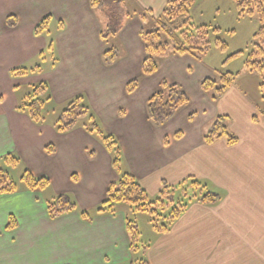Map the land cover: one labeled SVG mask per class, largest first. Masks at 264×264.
<instances>
[{
    "label": "crops",
    "instance_id": "0c3cea01",
    "mask_svg": "<svg viewBox=\"0 0 264 264\" xmlns=\"http://www.w3.org/2000/svg\"><path fill=\"white\" fill-rule=\"evenodd\" d=\"M169 1L138 0L154 12V6L163 11ZM47 16L56 29L37 36L35 27ZM10 17L13 27L8 24ZM141 27L137 16L124 22L120 41L125 55L107 67L102 61L107 48L104 27L90 0H0V158L14 153L29 164L37 161L43 170H50L33 171L30 166V171L37 177L49 174L51 186L57 181L64 184L67 189L59 195L71 194L81 210L98 209L109 186L119 180L111 155L103 150L102 164L97 152L96 157H88L86 150L95 143L90 133L78 127L60 134L53 121L34 124L18 110L20 101L15 97L19 85L38 78L49 85L57 106L83 95L101 123L112 124L107 130L118 138L124 166L150 196H156L163 183L176 186L191 177L221 194L215 206L192 203L168 233L155 234L142 264H264V86L260 77L242 74L217 102L207 99L201 89L203 79L195 75V68H207V62L191 56H170L156 74L142 77L146 53ZM51 40L54 51L49 53ZM74 48L82 54L72 57ZM48 58L52 63L47 70L39 65L41 71L26 77L11 75L15 68ZM159 74L160 82L154 78ZM135 78L141 79L140 87L128 94L126 86ZM164 81L180 83L200 101L212 102L218 116L229 118L238 143L229 145L220 139L206 144L204 128L192 130V122L185 123L189 129L182 139L173 135L169 140L173 131L165 133L167 127L185 110L161 127L153 126L147 116V101ZM148 85L152 89L143 90ZM50 143L56 148L54 155L45 150ZM44 202L42 192L26 187L0 194V264L131 263L126 223L115 224L114 214H98L88 222L76 211L52 220ZM10 216L18 221L16 229L6 228Z\"/></svg>",
    "mask_w": 264,
    "mask_h": 264
},
{
    "label": "trees",
    "instance_id": "16d2710c",
    "mask_svg": "<svg viewBox=\"0 0 264 264\" xmlns=\"http://www.w3.org/2000/svg\"><path fill=\"white\" fill-rule=\"evenodd\" d=\"M108 0H90L91 7L97 12L105 6ZM122 2V0H116ZM198 0H171L167 3L161 16L155 21L156 29H141V38L145 46V58L142 63V77H150L156 74L160 68L161 62L174 55H188L196 60H202L215 46L227 55L223 66L241 57L244 52H236L228 55L229 45L221 37L212 39L213 34L221 31L218 27L209 25H198L194 22L193 7ZM236 7L240 17H257L260 22L258 31L255 34V44L252 51L245 55L244 69L238 73L226 72L220 73L217 80L205 79L202 84V90L208 94L214 102H217L224 96L228 88L233 86L238 77L244 73L259 76L264 83V0H235ZM127 18L132 17V13L122 12ZM136 16L137 13H135ZM146 14L141 13L139 17L142 20ZM8 24L15 26L14 18L10 17ZM51 16L45 17L35 28V34L40 36L49 31ZM61 28L64 27L60 22ZM158 26V27H157ZM111 27V26H110ZM122 29V28H121ZM118 34L106 26L102 30V38L107 48L102 56V61L107 67H111L118 62L121 57L119 47L112 45L107 40V32ZM53 41L48 46V52L54 51ZM44 59V54L41 55ZM41 71L38 65L35 68H15L11 75L16 78L26 77L34 72ZM141 79L135 78L126 86L128 94H134L140 87ZM53 102L49 85L45 82L34 85L32 92L19 102L18 110L26 115L35 124H44L47 122V107ZM190 103L188 94L177 84H171L164 81L162 88L153 94L147 101V116L149 121L155 127H161L170 122L176 114ZM123 114V113H122ZM194 116H191V118ZM77 127H82L91 135L98 137L112 155V166L120 175L117 182L112 183L106 194L105 201L101 206L92 211L81 212V217L91 222L94 216L98 214H115L117 207L126 205L130 214L146 212L151 216L152 229L156 234L168 233L178 219L187 211L192 203H201L207 206H215L221 200V194L213 190L207 183H204L194 177H191L176 186H170L163 183L160 192L152 197L142 186L138 179L129 172L122 171L123 155L121 146L114 135L106 134L92 108L87 103L83 95L72 99L59 113L54 128L60 134H66ZM182 133L176 134V138H181ZM206 144H213L217 140L226 139L229 145H235L238 138L229 130L228 118L218 116L212 128L203 134ZM166 144L169 140L166 139ZM56 148L49 145L46 152L54 155ZM88 157H96L94 150L87 151ZM20 160L12 156L5 157V163L9 166H17ZM76 180V177L73 176ZM26 187L34 192H43L50 188L51 181L46 176H35L30 170H26L21 178ZM19 184L15 182L9 172L0 167V194H12L17 192ZM78 204L71 196L67 194L59 195L54 201L47 204L48 215L52 220L58 219L67 214L76 212ZM18 227V221L14 216L9 217L7 230H13ZM127 228L130 235L131 250L137 248L140 240V234L137 223L127 219ZM146 246L144 250L146 251Z\"/></svg>",
    "mask_w": 264,
    "mask_h": 264
},
{
    "label": "rangeland",
    "instance_id": "374dc122",
    "mask_svg": "<svg viewBox=\"0 0 264 264\" xmlns=\"http://www.w3.org/2000/svg\"><path fill=\"white\" fill-rule=\"evenodd\" d=\"M139 3L140 2H138V0H122V2H118L116 0H108L106 2L105 6L101 9H98V11L96 12L98 15V18L100 19L102 27L105 28L106 26H108L109 28L116 30L117 32L119 31L118 34L108 31L107 32V40L111 44L113 43L112 45H117L119 47L121 57L125 55L124 47L120 41V39L122 38L121 37L122 36V33H121L122 29L121 28H123L124 22L126 23L127 20L135 18L136 17L135 13H137V15H138L137 17L139 18L140 22L142 23L141 29L144 28L147 31L154 30V29H156V22L155 21L161 16L162 12L164 11V10L163 11L161 10L162 12L157 11L156 10L157 6L153 7L155 12L153 10L150 11L148 9H151V8H146L147 6L145 4L140 5ZM123 11H126L127 14L131 12L132 17L127 18L126 16H123L122 15ZM141 13L146 14L145 15L146 17L143 20H142V17H139V15ZM192 14H193L194 22L196 24H198V25H209L211 27H218L221 29V31L219 33L213 34L212 39L215 40L217 38V36L224 39V41L227 42L229 45L228 55L234 54L236 52H241V51L244 52V54L241 57L237 58L235 61L229 63L226 67H224L223 63L226 60L227 55L223 54L219 48L214 46L212 48L211 52L206 57H204L202 60H198L200 62H202V61L207 62L206 63L207 68L203 67L202 65L199 66V69L195 68V75L197 77H201V79H203L202 80V82H203L205 79L217 80L219 78L220 73H226V72L238 73L241 70H243L244 69V60L246 57L245 55H248L252 51L253 46L256 42L255 34L258 31L259 26H260L259 19L257 17H252V18L247 17V16L240 17L239 11L236 7L235 0H198L196 5H194V7H193ZM131 27H132V25H131ZM55 29H56V23L50 24V27H49L50 33H53L55 31ZM127 41H130V40H127ZM124 43L126 44L125 39H124ZM262 46L264 47V43L262 44ZM144 48H145V46H144ZM79 53L82 54V51H78L76 48H74V51L71 54V56L74 57L76 54H79ZM210 54L212 55L211 58H207ZM174 56H180V55H174ZM85 61H86V59L84 60V62ZM89 62H90V60H89ZM51 63H52L51 60L48 58L44 61L43 60L38 61L37 63L34 62L30 66H28V68H32V67H35L36 65L37 66L40 65L42 68L47 70L50 68ZM227 69H230V71H228ZM160 74L157 75V77H154V78H158L159 82L161 81L160 80ZM240 77H238L237 80ZM38 79H34V80L30 81L31 84L26 83L23 85L22 84L19 85L20 90L19 91L17 90L18 92L15 94L16 100L17 101H23L27 97V95L32 92V87L34 85H37V83L40 84ZM237 80H236V82H237ZM261 81H262V85L264 86L262 79H261ZM202 82H201V84H202ZM236 82H235V84H236ZM175 84L182 87V85L180 83L179 84L175 83ZM233 86H231V87H233ZM148 88L152 89V87H150L148 85V87L143 88V90L148 89ZM183 90L185 91L184 88H183ZM199 90H200V88H199ZM191 91L189 93L187 91H185L188 94V96L190 97V103L188 106L183 108L185 111L183 109L181 110V112L184 111V113H182V115L178 116L177 119H175V121H173L169 125V127H167L168 132L165 131V133H169L170 131H173V133L175 132V134L170 132V139L169 140H171L173 135H175L174 137L176 138V134L179 132H181L182 136H183V133L184 132L186 133V131H188L189 128H188V126L185 125L186 122L188 124L192 122V124L190 125V126H193L192 130H195L196 127L197 128H200V127L204 128V130L202 132L204 134L205 132L209 131L212 128L213 124L215 123L216 119L218 118V115L215 111V108L213 107V105H211L212 102L210 103L209 101H206V99H204L203 101H200L199 97L196 95V93L191 92ZM147 92H148V90H145V92L143 93L142 96L144 97ZM202 92H204V91L202 90ZM204 94H206V93L204 92ZM205 96L207 97V99L209 98L210 101L212 100L208 94H206ZM89 106L92 107L90 104H89ZM65 107H66V104H61L60 106H57L55 101H53L50 105H48L47 115H46L47 116V122L53 121L52 126L54 127L55 121H56L57 116H58L57 114L61 113L65 109ZM94 115L97 118L99 125L101 126L102 130L106 134H110V133H108L107 127H112V124H108L109 126H105L103 122L101 123L100 119L98 118V114L95 111H94ZM191 116H194V117L191 118ZM224 117H226V116H224ZM41 125H44V124H41ZM228 125H229V118H228ZM54 130L58 133L56 128H54ZM229 130H230V128H229ZM230 132H231V130H230ZM110 135L115 136V134H110ZM92 136L95 138L94 139L95 143L92 144L91 148H87V149L88 150H94L95 152L100 154L101 161H99V163L102 164V163H104L105 158H106L105 154L102 151L105 150L108 153H109V151L107 150V148L104 146L103 142L98 137H96L94 135H92ZM0 137H1V135H0ZM116 139L118 140L117 137H116ZM176 139L179 140V139H182V137L176 138ZM238 141H239V139H238ZM49 145H54V144H51V143L48 144L45 147V150ZM88 150H86V151H88ZM10 154H12V156H14L15 158L20 160L19 164L15 167L9 166L5 163V157L10 155ZM111 157H112V155H111ZM95 163L98 164V161H95ZM30 166H31L33 171L43 170L42 165H40L37 161H35V162L33 161L32 163L30 162V164H29L28 159H24V160L22 159L21 160L20 157L14 153H7L0 158V167H2L4 170L9 172L11 178L19 184V188H25L26 187L25 183L21 180V178H22V176L26 170H31ZM49 170H43V172L44 171L48 172ZM114 171L116 172V170H114ZM122 171H123V173L129 171L128 168L126 167V165L124 166V162L122 163ZM116 173L118 174V172H116ZM54 174H55V180H57L56 179V170L54 171ZM43 176H46L49 179H52L49 174H45ZM119 178H120V175H119ZM202 182L207 183L203 180H202ZM207 184L210 185L209 183H207ZM211 188L213 190H216L213 187H211ZM26 189H28V188L26 187ZM64 189L65 190L67 189V188H65V185L60 183L59 181H57V182H54L53 185L50 186V188L43 191L42 197L44 198V201H45L44 203L46 204V206L49 202L54 201L59 196L60 190H64ZM67 195H69L73 198V196L71 194H67ZM76 203H77V201H76ZM121 206H123V207H119V206L117 207V211H116L117 213L114 214L116 216L114 219L116 222L115 224L118 225L119 220H121V226H124L126 223V229H127L126 232H127V237L129 239V244H130V235H129L128 228H127V219L137 223L139 234H140V238H139L140 240L137 243V248H135L131 251V263L130 264H142L145 260V252L146 251L144 250V248L146 246L149 247V244L152 242V240L156 234V233H154V231L152 229L151 216L149 213H146V212L130 214L129 209L126 205H121ZM123 208H125V209L127 208L126 209L127 211H125ZM95 210H97V209H95ZM95 210H93L92 213L95 214V212H96ZM77 212L81 213V212H85V211L78 208ZM43 227H45V226H43ZM46 227H48V226L46 225ZM130 249H131V247H130Z\"/></svg>",
    "mask_w": 264,
    "mask_h": 264
}]
</instances>
